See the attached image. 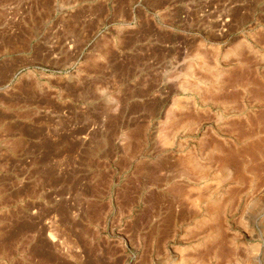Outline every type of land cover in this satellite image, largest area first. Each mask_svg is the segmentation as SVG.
<instances>
[{
    "label": "rangeland",
    "instance_id": "rangeland-1",
    "mask_svg": "<svg viewBox=\"0 0 264 264\" xmlns=\"http://www.w3.org/2000/svg\"><path fill=\"white\" fill-rule=\"evenodd\" d=\"M0 264H264V0H0Z\"/></svg>",
    "mask_w": 264,
    "mask_h": 264
},
{
    "label": "bare ground",
    "instance_id": "bare-ground-1",
    "mask_svg": "<svg viewBox=\"0 0 264 264\" xmlns=\"http://www.w3.org/2000/svg\"><path fill=\"white\" fill-rule=\"evenodd\" d=\"M171 119V118H170ZM190 162V161H189Z\"/></svg>",
    "mask_w": 264,
    "mask_h": 264
}]
</instances>
